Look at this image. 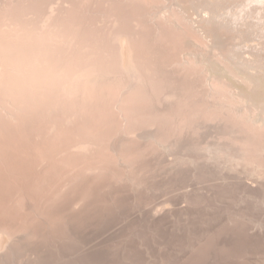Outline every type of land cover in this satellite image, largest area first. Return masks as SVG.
<instances>
[{"label":"rangeland","instance_id":"rangeland-1","mask_svg":"<svg viewBox=\"0 0 264 264\" xmlns=\"http://www.w3.org/2000/svg\"><path fill=\"white\" fill-rule=\"evenodd\" d=\"M26 1L0 0V264H264V0Z\"/></svg>","mask_w":264,"mask_h":264},{"label":"bare ground","instance_id":"bare-ground-1","mask_svg":"<svg viewBox=\"0 0 264 264\" xmlns=\"http://www.w3.org/2000/svg\"><path fill=\"white\" fill-rule=\"evenodd\" d=\"M24 2H25V0H23ZM29 1V0H28ZM28 1H26V2H28ZM47 1L48 0H46V3H47ZM51 1V0H50ZM56 1V0H55ZM108 1V0H107ZM106 1V2H107ZM110 1V0H109ZM108 1V2H109ZM113 1V0H112ZM111 1V2H112ZM247 1H249V0H247ZM257 0H254V2H256ZM261 1V0H260ZM15 2V1H14ZM20 2V1H19ZM38 2H40V1H38ZM105 2V3H106ZM111 2H109V3H111ZM219 2V1H218ZM252 3H254L253 1H251ZM251 2H249L250 4H251ZM262 2V1H261ZM2 3V2H1ZM11 3H12V1H11ZM17 3V2H16ZM37 3V2H36ZM54 3V1L52 2V4ZM68 2L66 1V0H57L56 1V4L54 5L53 4V6H51V8H50V10H51V13L53 14V13H56L55 11H56V9H58V8H56V5H62L63 7H64V5H66ZM84 3V2H83ZM219 3H221V2H219ZM256 3H258V1L256 2ZM264 3V2H263ZM20 4H21V2H20ZM26 4V3H25ZM35 4V3H34ZM64 4V5H63ZM242 4H244V3H242ZM255 4V3H254ZM23 5V4H22ZM31 5V4H30ZM45 5V4H44ZM177 5V4H176ZM175 5V6H176ZM8 6V5H7ZM11 6H12V4H11ZM24 6V5H23ZM32 6V5H31ZM31 6H29L28 8H29V10H31ZM34 7H35V5H33ZM36 6H38V3H37V5ZM46 6V5H45ZM179 6V5H178ZM243 6V5H242ZM241 6V7H242ZM245 6V5H244ZM250 6H253V5H250ZM258 6V5H257ZM257 6H253V7H251V9H250V13H248L247 14V16H245V20L244 21H246L248 18H252L253 17V15H254V12H253V10H252V8H257V11H260L261 9H260V6L259 7H257ZM262 6H264V4L262 5ZM15 7V6H14ZM18 7H19V5H18ZM163 7H165V6H163ZM162 7V10L164 9ZM203 6H201V8H202ZM240 7V8H241ZM3 8V7H2ZM20 8V7H19ZM27 8V7H26ZM33 8V7H32ZM39 8V7H38ZM40 8H42V7H40ZM46 8V7H45ZM67 8V7H66ZM76 8V7H75ZM170 8H171V6H167V7H165V10H167V9H169L170 10ZM201 8H199V9H196V10H198L195 14H196V16H198L197 18H199L200 16H201V20H203V22L204 23H208V17H209V21H210V23L213 21V22H216L217 24L218 23H220V19H222L223 18V20H221L222 22L224 21V22H226L227 21V15L224 17V15L225 14H211V12L210 13H208V8L207 9H205V7H203V9H201ZM237 8V7H236ZM248 7H246L245 6V9H247ZM21 9L22 8H20V9H17V10H20L21 11ZM35 9V8H34ZM79 9V8H78ZM110 9V8H109ZM108 9V10H109ZM238 9V8H237ZM13 10V9H12ZM23 10V9H22ZM27 11V13H29V12H32V11ZM37 10V9H36ZM41 10V9H40ZM42 10H44V8H42ZM158 10H160V9H158ZM161 10V11H162ZM179 10V14L180 13H185V12H183V9H181V8H179L178 9ZM195 10V11H196ZM3 11V10H2ZM20 11H19V13H20ZM24 11V10H23ZM26 11H24V13L26 12ZM38 11V10H37ZM60 11H61V7H60ZM161 11H157V13L159 14V13H162ZM243 11H245V10H243ZM248 10H246L245 12H247ZM12 12V11H11ZM96 12V11H95ZM166 12V11H165ZM165 12H163V13H165ZM244 12V13H245ZM262 12V11H261ZM261 12H260V14H261ZM2 13V12H1ZM0 13V14H1ZM18 13V12H17ZM22 13V12H21ZM38 13V12H37ZM156 13V12H155ZM154 13V16L155 15H158L157 13L155 14ZM242 13V12H241ZM57 14V13H56ZM211 14V15H210ZM231 14L232 15H236V14H234V10L231 12ZM27 15V14H26ZM25 15V16H26ZM182 15V14H181ZM185 15L186 16H188L186 13L184 14V15H182V16H184L185 17ZM176 16V15H175ZM194 16V15H193ZM237 16V15H236ZM235 16V17H236ZM195 17V16H194ZM230 17V16H229ZM234 17V18H235ZM237 17H239V16H237ZM240 17H242V16H240ZM239 17V18H240ZM262 18V17H261ZM1 19V18H0ZM44 19H45V17H44ZM177 19H178V21L180 22L181 21V19H180V16H179V18H178V16H177ZM176 19V20H177ZM180 19V20H179ZM182 19H183V17H182ZM184 19H186V20H188V17L187 18H184ZM200 19V18H199ZM219 19V20H218ZM242 19V18H241ZM258 19H259V15H258ZM191 20H192V22H191ZM189 19L188 21H186L187 23L188 22H190V23H192L193 24V27H194V24H195V21L193 20V19ZM243 20V19H242ZM260 20V19H259ZM178 21H176L177 22V24L176 25H178V24H181V23H183V22H181V23H178ZM219 21V22H218ZM50 20L49 19H46L43 23H42V27L43 28H45V29H47V28H49V26H52V25H50ZM188 24V25H192V24ZM214 24V23H213ZM212 24V25H213ZM227 25H228V28L229 29H232V31L234 30V32L235 31H239L240 33H242L241 35H243V36H238L237 38H243L244 37V34L243 33H245V31L246 30H244L243 32H241L242 30H243V28H241V25H243V24H241L240 22H239V19H229L228 18V21H227V23H226ZM251 24V23H250ZM211 25V26H212ZM222 25H224V24H222ZM180 26V25H179ZM220 27V26H219ZM244 27V26H243ZM215 29V28H214ZM242 29V30H241ZM124 31H126V30H124ZM126 32H128V31H126ZM120 33L121 34H119V32H117V34H119V35H117L116 37V39L118 40V45H119V49L121 50V55L119 54V57H120V61H121V66L122 67H124L123 69H125L126 71H127V73L132 77L133 76V79L135 78V73H136V71H137V69H136V64H134V61H135V46H134V44H133V42H132V39H131V37L132 36H129L130 34H122V32L120 31ZM240 33H239V35H240ZM238 34V32L236 33V35ZM250 34V33H249ZM123 35H128L127 37L128 38H121L120 39V37H122ZM251 35V34H250ZM124 37V36H123ZM247 36H245L244 37V39L246 38ZM239 39V40H243L244 41V39ZM247 40V39H246ZM243 43V42H242ZM214 45H215V43H214ZM238 45V44H237ZM241 45V44H240ZM249 45V44H248ZM116 47H118V46H116ZM240 47V46H239ZM235 48H236V45H235ZM237 48H238V46H237ZM236 48V49H237ZM244 48H245V46H244ZM118 49V48H117ZM118 49V50H119ZM233 49V48H232ZM236 49H234V53H232V54H234V56L232 55V54H230V55H232V56H229V57H231L232 58V62H233V59H234V57H235V54L237 55V56H239L240 54L238 53V51H240V50H238V51H236ZM243 49V48H242ZM117 50V51H118ZM119 50V51H120ZM244 50V49H243ZM243 52V51H242ZM118 54V53H117ZM241 55H243L242 53H241ZM243 58H244V56H242ZM236 58V57H235ZM241 57L239 56V58L237 57L236 58V60L238 61V59H239V61H241L242 60V58L240 59ZM235 60V59H234ZM244 60H245V62H246V59L244 58ZM243 61V60H242ZM234 62H236V61H234ZM244 62V61H243ZM237 64L239 63V62H236ZM240 64H241V62H240ZM239 64V65H240ZM244 64H246V63H244ZM241 66H243V65H241ZM244 68H245V66H243ZM246 67H247V65H246ZM140 69V68H139ZM140 73H141V71H140ZM129 76V77H130ZM131 77H130V79H131ZM137 77V76H136ZM141 77V76H140ZM135 80H137V79H135ZM132 82H133V80H132ZM137 83V82H136ZM133 85V84H132ZM3 232V231H2ZM1 232V233H2ZM0 250H2L3 248H6V249H8V248H10V246H9V239H8V237H6V236H4V237H2V236H0ZM18 244V243H17ZM14 245V244H13ZM22 247H24V246H22ZM58 247V246H57ZM15 250V249H14ZM7 253V252H6ZM14 254V253H13ZM78 254V253H77ZM17 255H18V253H17ZM16 256V255H15ZM19 256V255H18ZM3 257V256H2ZM11 258V257H10ZM58 259H59V257H58ZM5 260V259H4ZM12 261V260H11ZM67 261V260H66ZM45 264H47V263H45ZM51 264V263H50ZM64 264H65V262H64Z\"/></svg>","mask_w":264,"mask_h":264}]
</instances>
